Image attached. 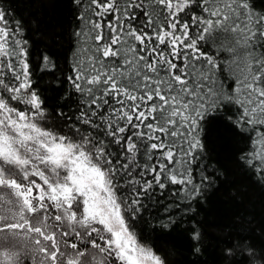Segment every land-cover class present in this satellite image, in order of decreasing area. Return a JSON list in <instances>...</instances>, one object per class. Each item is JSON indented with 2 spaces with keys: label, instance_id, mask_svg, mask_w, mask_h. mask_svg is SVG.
I'll return each mask as SVG.
<instances>
[{
  "label": "snow or ice",
  "instance_id": "obj_1",
  "mask_svg": "<svg viewBox=\"0 0 264 264\" xmlns=\"http://www.w3.org/2000/svg\"><path fill=\"white\" fill-rule=\"evenodd\" d=\"M68 8L63 55L41 53L34 65L25 25L0 0V264H169L172 250L147 246L154 232L137 239L156 225L182 230L185 264H200L207 236L197 209L228 178L208 134L214 119L236 137V169L264 186V8ZM37 72L53 86L42 88ZM235 219L238 232L254 231ZM238 249L264 264V248L242 234L225 257Z\"/></svg>",
  "mask_w": 264,
  "mask_h": 264
},
{
  "label": "trees",
  "instance_id": "obj_2",
  "mask_svg": "<svg viewBox=\"0 0 264 264\" xmlns=\"http://www.w3.org/2000/svg\"><path fill=\"white\" fill-rule=\"evenodd\" d=\"M9 8L8 19H18L27 31L25 35L31 41V55L34 65L39 64V57L44 52H62L67 47V31L72 17L68 8L69 0H3ZM258 8H264V0H256ZM63 60H61V65ZM42 88L52 87L51 76L37 72ZM15 103V102H14ZM23 107V106H21ZM54 119V117H53ZM208 134L214 143V157L226 169L228 178L217 188L207 191L205 200L198 206L197 219L205 224L207 236L206 251L200 258V264H248V253L238 249L235 254L225 257L224 248L237 242V236L248 237L257 248H264V235L260 228L264 226V186L256 182L251 173L242 174L234 165L236 137L231 134L224 122L214 119L208 128ZM236 197L235 199L233 197ZM162 199V197H161ZM168 201H166L167 203ZM164 205H159L162 212ZM237 214L253 221L251 232H238ZM142 231L154 232L147 246L154 251L175 254L169 256V264H185L186 254L181 250L187 247L182 239V230L171 232L158 225L137 232L140 240Z\"/></svg>",
  "mask_w": 264,
  "mask_h": 264
}]
</instances>
